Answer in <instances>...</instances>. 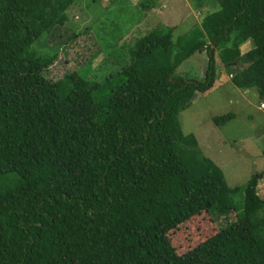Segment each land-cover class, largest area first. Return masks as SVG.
Wrapping results in <instances>:
<instances>
[{"label":"trees","instance_id":"16d2710c","mask_svg":"<svg viewBox=\"0 0 264 264\" xmlns=\"http://www.w3.org/2000/svg\"><path fill=\"white\" fill-rule=\"evenodd\" d=\"M74 1L0 0V264H264L259 174L244 188L250 212L182 253L167 235L201 211L228 212L239 191L183 133L178 109L183 91L212 86L223 40V63L245 64L226 65L233 85L264 98V0H216L175 39L154 27L101 80L78 70L50 80L56 53L29 48L67 21ZM140 2L146 11L156 0ZM248 37L256 47L239 56ZM203 47L204 78L175 80L183 48Z\"/></svg>","mask_w":264,"mask_h":264},{"label":"rangeland","instance_id":"374dc122","mask_svg":"<svg viewBox=\"0 0 264 264\" xmlns=\"http://www.w3.org/2000/svg\"><path fill=\"white\" fill-rule=\"evenodd\" d=\"M140 1L75 0L67 10V21L43 33L29 48L38 54L56 53L44 76L56 80L78 70L88 78L101 80L128 63L130 46L150 29L168 26L175 39L199 25L201 17L216 8V0H156L154 6L142 11ZM199 29H203L201 24ZM226 45L223 40L215 47L216 78L212 86L205 91L194 87L182 92L178 119L183 133L195 135L202 153L222 169L227 184L239 191L230 195L228 201L232 205L223 208L228 212L201 211L168 231L178 253L253 209L248 207L252 198H244V188L255 174L260 177L253 191L264 198V107L260 106L264 98L258 96L255 88L244 90L233 85L226 65L232 63L236 70L245 64H236V60L223 63ZM253 47L256 42L248 37L238 47L239 56ZM183 49L186 57L172 77L182 81L203 79L208 60L205 47L191 52ZM228 112L234 117L225 123L216 125L212 121L214 116Z\"/></svg>","mask_w":264,"mask_h":264},{"label":"built area","instance_id":"2783aa9c","mask_svg":"<svg viewBox=\"0 0 264 264\" xmlns=\"http://www.w3.org/2000/svg\"><path fill=\"white\" fill-rule=\"evenodd\" d=\"M261 106L264 107V103H261Z\"/></svg>","mask_w":264,"mask_h":264},{"label":"crops","instance_id":"0c3cea01","mask_svg":"<svg viewBox=\"0 0 264 264\" xmlns=\"http://www.w3.org/2000/svg\"><path fill=\"white\" fill-rule=\"evenodd\" d=\"M245 90V89H244ZM263 103V102H262ZM260 106H261V104H260Z\"/></svg>","mask_w":264,"mask_h":264}]
</instances>
